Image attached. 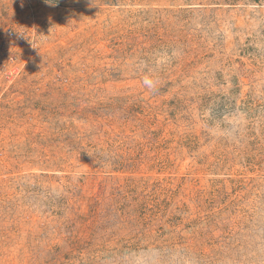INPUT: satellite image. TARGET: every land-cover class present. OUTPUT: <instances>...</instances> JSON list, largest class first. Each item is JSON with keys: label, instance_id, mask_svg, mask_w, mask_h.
<instances>
[{"label": "rangeland", "instance_id": "374dc122", "mask_svg": "<svg viewBox=\"0 0 264 264\" xmlns=\"http://www.w3.org/2000/svg\"><path fill=\"white\" fill-rule=\"evenodd\" d=\"M13 5L0 264H264V0Z\"/></svg>", "mask_w": 264, "mask_h": 264}, {"label": "built area", "instance_id": "2783aa9c", "mask_svg": "<svg viewBox=\"0 0 264 264\" xmlns=\"http://www.w3.org/2000/svg\"><path fill=\"white\" fill-rule=\"evenodd\" d=\"M9 0H0V72L7 78L15 76L22 66V51L24 47L32 49L34 44L33 30L6 24L2 18L1 8ZM19 9H30L39 0H10Z\"/></svg>", "mask_w": 264, "mask_h": 264}, {"label": "clouds", "instance_id": "9594fccd", "mask_svg": "<svg viewBox=\"0 0 264 264\" xmlns=\"http://www.w3.org/2000/svg\"><path fill=\"white\" fill-rule=\"evenodd\" d=\"M48 3V0H46ZM157 81L151 78L149 75H145L143 78V84L149 89H155ZM135 256V264H144L145 254H133Z\"/></svg>", "mask_w": 264, "mask_h": 264}]
</instances>
